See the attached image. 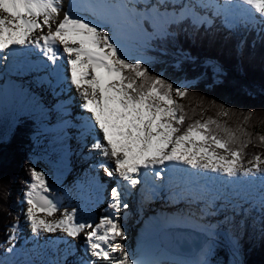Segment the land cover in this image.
Here are the masks:
<instances>
[{
    "label": "snow or ice",
    "instance_id": "1",
    "mask_svg": "<svg viewBox=\"0 0 264 264\" xmlns=\"http://www.w3.org/2000/svg\"><path fill=\"white\" fill-rule=\"evenodd\" d=\"M239 4L250 6L264 18V0H80L76 10L64 12L53 28L61 12L60 0H0V12L6 14L0 16V53L16 48L39 50L44 60L36 70H44L45 75L37 78V85H48L54 96L61 95V86L67 85L75 88L83 101L80 108L86 115L74 114L72 97L46 107L39 97L24 90L35 111L45 118L48 113L57 115L56 125L45 130L57 133V139H65L66 129H74L79 151L99 150L114 167L103 162L97 167L109 178L114 174L119 177L110 190L105 215L98 222L78 217L75 209L49 222L39 219L37 211L53 216L59 206L46 195L51 191L46 174L30 169L25 216L35 236L59 230L75 239L90 229L84 235L87 258H79L77 264H163L145 259L117 242L118 238L127 240L119 215L129 208V190L150 179L153 196L165 192L169 203L184 205L176 216L166 218V223L195 229L206 237L193 258L172 264H212L214 241L222 228L229 235L233 258L239 255V230L259 226L264 233V157L255 154L246 166L245 148L251 141H241L236 131L211 117L184 127L187 113L173 99V92L184 98L187 88L151 74L143 58L131 60L125 43L129 36L144 49L152 48L157 41L176 42L181 34L195 36L201 28L209 32L218 17L224 27L233 30L238 25L232 13ZM81 11L93 18L80 15ZM240 23L248 27L246 21ZM7 59L6 55L0 56V60ZM205 65L216 76L224 74L218 62L209 60ZM220 114L227 116L228 110ZM252 115L249 111L246 119ZM259 140L264 143V135ZM174 165L223 175L241 187L258 185L259 196L233 199L210 195L211 189L197 181L173 184L171 174L183 171ZM165 170L170 174L169 184H156V180H164ZM220 216L222 219L212 222ZM16 230L17 225H12L8 242L15 239ZM68 249L65 259L76 251L72 244ZM232 264H236L235 259Z\"/></svg>",
    "mask_w": 264,
    "mask_h": 264
},
{
    "label": "trees",
    "instance_id": "2",
    "mask_svg": "<svg viewBox=\"0 0 264 264\" xmlns=\"http://www.w3.org/2000/svg\"><path fill=\"white\" fill-rule=\"evenodd\" d=\"M221 20L216 18L207 33L201 28L195 36L181 34L176 42H154L146 52L147 66L153 75L186 85L187 96L175 99L187 113L184 127L211 117L236 131L241 141L250 140L245 148L247 166L253 155L264 157V143L259 140L264 135V19L247 28L239 24L233 30H227ZM209 60L218 62L224 74L214 75L205 65ZM225 110L228 115H221ZM249 111L253 115L246 119ZM12 127L7 140L0 143V251L18 221L21 187L28 189L32 165L27 153L37 130L26 115ZM219 134L224 135L222 131ZM238 234L239 264H264V233L259 226L241 229ZM211 260L212 264L233 261L223 245L215 247Z\"/></svg>",
    "mask_w": 264,
    "mask_h": 264
},
{
    "label": "rangeland",
    "instance_id": "3",
    "mask_svg": "<svg viewBox=\"0 0 264 264\" xmlns=\"http://www.w3.org/2000/svg\"><path fill=\"white\" fill-rule=\"evenodd\" d=\"M219 2L222 3L223 0H219ZM60 5H61V0H60ZM239 6L242 10V13L239 12V17L236 13V10H234L232 13V18L236 24L243 25L242 23H240L241 21H246L248 24H250V22H252V21L259 22L262 19L260 14L256 13L253 9L245 10L244 7L246 5L239 4ZM234 7H236V6H234ZM248 7H250V6H248ZM4 15H6V14L3 12H0V16H4ZM59 19H61V18L60 17L57 18L55 23H58ZM45 31L47 32L46 28L44 29V34H46ZM126 45L128 48V55H129L131 60L143 58L147 63L149 56L146 55V51H145L146 49L141 48L139 46V44L136 42V40L132 45H128V44H126ZM0 78L3 81H5V79L2 76ZM15 82H16V85H18L20 87V89H22V90L29 85L28 84L29 82H27L25 80H23V81H16L15 80ZM29 86L30 87L27 89V91L30 92L31 94L39 97L42 100L44 105L48 104L50 107V105H52V103H56L54 101H56L57 97L52 94V90L48 91L45 87H43V85L38 86L35 83L33 85H29ZM63 86L65 87L66 85H63ZM178 86L186 87L185 85H182V84H180ZM32 89H33V91H31ZM19 93L20 94L17 97H14L15 101H17V104L14 106V108L11 111V113H12L11 125L13 126L14 124H16V122L18 120H20L22 117H24V115H28V117H31L35 121L37 133H35V135L32 137L31 142H33V143H32V146L29 148V152L27 153L29 156V162L32 165L31 169L35 168L37 170L43 171L46 174L47 179L52 183L51 185L54 184V186L60 187V189L58 190V192H59L58 197L60 199L59 200L60 202H56V203L59 206V209L61 208L62 204H65V207L67 209V210L65 209L62 213L56 212V214H54L53 216H47L46 213L37 211V217L39 219H45L49 222H52V221L59 220V219L63 218V213L71 210V204L74 202V199L78 195V192H80V190H81L80 189L81 186L79 185V182L82 183L83 181H82V179H80V176L82 175V173H85L84 169L87 170V167L85 166L86 163H84L83 159L81 160V162L77 161L80 159V157H82V154H81L82 152H80L79 149L76 147L77 141L74 137L73 138L75 140L73 139L72 141L75 143L76 146L74 145V148L73 147L71 148L72 152L69 153L70 158H68V157H66L65 159L61 158V154L63 153L62 151L64 149H62V147H59L57 145L58 144V139L56 138L57 136H55V135L50 136V131L45 130V129H51L54 125H56V121H55L56 116H55L54 112L48 113L47 118H45L44 115L37 113L33 109V105H31L29 102H27L28 98H26L22 92H19ZM75 93L73 94V96L75 97L77 103L75 102V104H74L75 106H73V108L76 109V107L78 105L80 106V104H82L83 101L81 100V98L80 99L77 98ZM176 97L177 96H175V94H174V99H176ZM6 110L7 109L5 108V111ZM7 116H5V117H7ZM47 120L51 121L49 125L46 124V122H48ZM73 134H75V133H73ZM5 141H0V143L5 142ZM218 151H220V150H218ZM86 153H87V155L90 154L88 152V149L85 152H83V155H86ZM93 155L95 157H99V151L98 152L95 151ZM76 158H77V160H76ZM71 160L73 163L70 162ZM93 162H95L94 159H93ZM95 163H97V162H95ZM113 166H114V164H113ZM96 169L103 170L102 168H99V167H97ZM101 173H102V171H101ZM101 173L98 171V173L96 175L101 176V177H105V175H102ZM30 180H31V178H30ZM112 183H114V181L110 180V183H108V185L110 186V184H112ZM111 188L112 187L110 186L109 193H107L105 195V197L103 198L104 200L101 204L102 208L104 207L106 209L108 207ZM27 190L28 189H26L25 186L21 187L20 196L22 198H21V200H19L20 205L17 208L18 221L13 224V225H17V230L15 232V239L12 240L11 242L7 241L4 244L3 248L0 251V264H27V262L24 261L23 259H19V262L16 261L18 256L15 254H17V253L12 252L13 255H11L9 252L6 251V249H8V248H12V249L14 248L13 251L21 250L20 242L25 241V238H27V236H32V234H33L31 231L30 225L27 222L26 216H25L26 211H27V207H28L27 204L25 203V192ZM68 198H69V200L67 201ZM127 198H128V196L126 197V199ZM229 198H231V197H229ZM78 200H80V198H78ZM127 202L129 204V208L127 210H123V212H122L123 214H125V216L123 217L122 220H125V224L123 226H124L125 230L128 231L127 232V240L124 241V240H120L118 238L117 241H119L118 243L129 245V244H131L130 240L132 237L131 233H132L133 229H132L131 225L130 226L128 225V223L133 222V217L129 218V215L133 212V209L131 208V206H133V205L129 200H127ZM145 209H148V206H146ZM178 212H179L178 209H175L173 211V215L176 216L178 214ZM127 213L128 214L130 213V214L128 215ZM219 219H222V216L215 217L212 220V222L215 223V221L219 220ZM223 230H225V229L222 228L219 230V234L214 241V245H215V247L220 246V245L225 246V248L228 249V251L231 255V258L235 259L236 262L239 264V262H240L239 258L240 257L238 255L235 258H233L232 252H231L232 245H231V241L229 239V235L226 231H223ZM57 233L58 232L52 233V234L57 235ZM74 240L76 243L79 244L78 240H76V239H74ZM128 250H129V248H128ZM116 255H119V253H117Z\"/></svg>",
    "mask_w": 264,
    "mask_h": 264
},
{
    "label": "bare ground",
    "instance_id": "4",
    "mask_svg": "<svg viewBox=\"0 0 264 264\" xmlns=\"http://www.w3.org/2000/svg\"><path fill=\"white\" fill-rule=\"evenodd\" d=\"M79 3H80V0H67V1L66 0H61V5H60L61 12L59 14V17L62 19L64 12H67L70 9L75 11L76 10L75 9V5H77ZM244 8H245V10H248V9L251 10V7H248V6H245ZM234 10H236V13H237V15L239 17V12L242 13V10H241L240 6L238 5V6L234 7ZM82 13H84V12L83 11L79 12L80 15H82ZM90 17L93 18L92 16H90ZM55 22L56 21H54V23H53V28H55V26H56ZM45 33H46V31H45ZM135 40L136 39L133 36L132 37L129 36L126 39L125 43L128 44V45H132L135 42ZM61 51H62V48H61ZM6 53L7 52H4V54H6ZM64 68L65 69L67 68L66 63H64ZM27 82H29L28 84L31 85L30 81L27 80ZM29 85L22 90V89H20V87L18 85H16L15 81H12L11 79H8V78L5 81H3L0 78V141H5L9 137V135H10V133L12 131V128H13L12 125H11V121H12V119H11L12 118L11 111L14 108V106L17 104V101H15L14 97H17L20 94L19 92L24 93V90H27L30 87ZM61 87L64 89V92L61 95H58L56 101H54V102L57 103L58 100L68 99V97H72L73 98V106H75L74 105L75 102L77 103L75 97L73 96V94L76 92L74 90L75 88H70L69 86H66V88L63 87V86H61ZM31 91H33V89ZM57 91H59V89H57ZM75 95H76L77 98L80 99V97L77 94V92L75 93ZM27 102H29L28 99H27ZM54 104L55 103H52V105H54ZM52 105H50V107ZM45 106L49 107L48 104H45ZM5 108L7 109L6 111H5ZM72 111H73L74 114L86 115V113L82 112V110H81L79 105L76 107V109L72 107ZM5 116H7V117H5ZM55 116H56L55 121L57 123L58 117H57L56 114H55ZM48 122L50 123L51 121H48ZM66 132H67V138L60 139V140L58 139V144H57L59 147H62V149H64L62 151L63 153L61 154V158H64V159L66 157L70 158L69 153L72 152L71 148L72 147L74 148V145H75V143L72 141L74 139L73 138L74 137L73 133H75V130L69 128V129H66ZM53 135L57 136V133H55L53 131H50V136H53ZM90 143H92L91 139L89 140V144ZM76 145L75 146L79 149V145L77 143H76ZM86 150L87 149H85L83 152H85ZM95 151L98 152L99 150H94L89 155H87V153H86V155H83V152H82L81 153L82 157L79 156L80 157L79 160H77V158H76V160L79 161V162H81V160L83 159L84 163H86L85 166L87 167V170L84 169L85 173H82V175L80 176V179H82L83 182L82 183L79 182V185L81 186V188L83 190L82 191L83 193L78 192V194H79L78 197L79 198H80V196L83 197V200L81 199V200L78 201L77 198H75L74 202L72 201L73 203L71 204V210L68 211V212H71L73 209H75L77 211L78 217H81L84 220L95 219L94 217H92V213H91L92 211H94L95 213H105V210H104L105 208L104 207L102 208L101 204H102V202L104 200L103 198L105 197V195L107 193H109V188H110L108 183H110L111 179H109L108 175L103 170L96 169L97 168L96 166L99 163L103 162V163H109L110 164V158L104 157L100 151H99V157H95L93 155ZM93 159L97 163L93 162ZM72 160L70 162H72ZM110 166L114 167L113 164L112 165L110 164ZM182 168H183V170H186V171L188 169H190L188 166L186 167L184 165L182 166ZM100 170L102 171V173H101ZM98 171L102 175H105V177L97 176L96 174L98 173ZM204 174H206L208 177H212V179H210V180H214V186L215 185H219V184L228 185L225 188L226 190H228V189L230 190V188H232V187L233 188L236 187V189L239 187L238 185L235 184V182H230V178L225 177L223 175L216 176V175H212V173H205V172H204ZM112 179L118 180L119 177H118V175L114 174ZM47 182L49 183V185L51 187V191L49 193H46V195H49L51 198H53V200L55 202H60L59 201L60 199L58 197L59 196L58 190L60 189V187L54 186V184L51 185L52 183L48 179H47ZM249 186H251V185H249ZM255 187L257 188L258 185H256ZM100 194H101L100 200H99L98 204H96L95 203L96 202L95 198L98 197ZM68 200H69V198L67 199V201ZM109 200H110V197H109ZM182 208H180V209H182ZM65 209H66L65 204H62V206H61V208H60V210L58 212L62 213ZM144 209H145V206H142L141 207L142 213L144 212ZM109 211H111V210L109 209ZM160 215H161V220L163 222V223L162 222L161 223L163 225H167L168 223H166V218H170L168 216V212H166L164 210H161L160 211ZM119 219L121 220L122 224L124 225L125 224V220H122L121 218H119ZM134 221L138 222V218L134 217ZM128 225L129 226L130 225L133 226L132 223H130V224L128 223ZM56 232H58L57 235H53L52 233H43L40 236H37V239H38L37 243H38V245L42 246V248H43L41 253L45 257L48 258L47 264H52L53 261H61V264H70V263H72V259H70V258L75 257V258H73L75 260V262L78 261V259L81 258V257L87 258L85 256L84 241L80 242L78 244V243L75 242V240L73 238L67 237L66 234L61 233L59 230H57ZM127 232L128 231H126V233ZM32 237H35V235L33 234L31 236V239H32ZM83 237H84V235L82 236V238ZM133 238H136V237L133 236ZM83 240H84V238H83ZM56 241H60V242L56 243ZM64 241H67L68 244L74 245L75 249H76L75 254H73V256L72 255H68L66 259H65L66 251H63V252L62 251H55L56 249L60 248L64 244L68 248V244L64 243ZM54 242L56 244H59L60 246L58 248H55V247L53 248L52 244ZM127 247L129 248V250L131 249V251L134 252V253L138 252L139 255L144 257L145 259H148V260H160V261L163 262V264H172L173 261L190 258V257L182 258V257H176V256H173V255H169L167 252H164L162 250V248L159 247L158 243L156 245H154L152 243L151 245H147V246H143V247H135L131 243V244L127 245ZM132 248H135L136 251L132 250ZM16 251L17 252H14V251H12V252L18 253V254L20 253V250H16ZM32 251H34V250L33 249L30 250V253ZM67 251H69V249ZM15 255H17V254H15ZM45 257H42V259H45ZM193 257H191V258H193ZM20 258L21 257L18 258V260H17L18 262H19ZM42 259H41V257L39 255L36 254V260L32 264H41V262L43 261ZM73 264H75V263H73Z\"/></svg>",
    "mask_w": 264,
    "mask_h": 264
},
{
    "label": "water",
    "instance_id": "5",
    "mask_svg": "<svg viewBox=\"0 0 264 264\" xmlns=\"http://www.w3.org/2000/svg\"><path fill=\"white\" fill-rule=\"evenodd\" d=\"M158 240L169 255L191 258L196 249L205 243L206 237L192 228L172 226L162 228Z\"/></svg>",
    "mask_w": 264,
    "mask_h": 264
}]
</instances>
